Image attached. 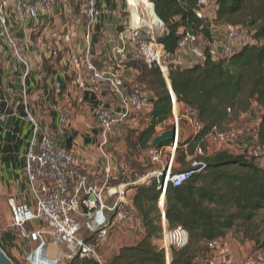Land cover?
Listing matches in <instances>:
<instances>
[{"label":"built area","instance_id":"obj_1","mask_svg":"<svg viewBox=\"0 0 264 264\" xmlns=\"http://www.w3.org/2000/svg\"><path fill=\"white\" fill-rule=\"evenodd\" d=\"M105 0H74L80 14L84 17L85 49L71 59L77 87L83 91L99 95L106 91L114 96L119 103L120 111L100 109L95 114L94 124L99 131L98 152L104 159V168L99 175L87 174L81 159L70 153L63 145L55 141L56 137L66 136L68 110L66 107L54 106L58 112V130L42 131L26 110V119L33 124L31 137L24 156L23 175L26 193L30 203H18L14 197L5 201L10 216V227L17 238L25 243L23 260L25 264H64L73 257L92 259L100 264L99 250L105 245L112 230L122 226L131 227V236L142 237L141 220L136 215L129 193L138 185H144L150 180L156 183L158 197L157 224L161 228L157 247L164 252L165 264H171L172 251L179 250L187 243V234L181 227L171 228L165 214L166 190L181 187L193 175L201 172L206 164L202 158L207 153L208 145H213L218 151L232 150L243 138L244 129L214 130L207 137L206 149L197 145L192 157L187 159L188 168L183 171L173 170L181 129L178 128L179 117L190 125L191 134L198 132L202 125L197 121L196 111L189 107H179L170 85H168V68L163 48L158 39L166 34L164 23L154 12L150 0H122L125 5V22L116 31L114 38L109 39L111 48L100 64H94L91 59V28L98 24L103 15L110 13ZM59 0H15L14 12L24 20H34L37 17L52 13L59 7ZM209 7V0H198L196 16L204 18V11ZM214 11V3L212 4ZM147 11H152L156 23L148 26ZM0 32L14 49L15 56L23 64V79L29 72V64L16 52L15 45L8 34L5 17L0 8ZM227 40L230 45L220 55L214 43L209 45L212 57L230 55L238 47L250 41L246 30L240 27L227 26ZM63 41L68 43L70 37L64 34ZM206 42L198 35L185 34L179 42V52L187 49L192 56L191 64L203 59V49ZM56 55V52L54 53ZM159 54L166 67L163 72L156 55ZM130 60L145 63L148 67H157L165 80L172 110L174 123L171 120L168 127L175 129L173 141L147 150L150 165L157 167L135 182L112 184L109 173L110 161L106 153L110 133L119 127L129 125L130 121L139 115L150 112L153 98L144 86L131 82L125 84V76ZM59 89V85H57ZM22 95L25 98L24 84ZM171 118V119H172ZM248 139L249 156L257 161L263 156L264 148L260 146L256 123ZM156 131L162 133L163 126ZM190 134V135H191ZM206 152V153H205ZM208 154V153H207ZM264 163V162H263ZM245 264H256V257H251Z\"/></svg>","mask_w":264,"mask_h":264},{"label":"trees","instance_id":"obj_2","mask_svg":"<svg viewBox=\"0 0 264 264\" xmlns=\"http://www.w3.org/2000/svg\"><path fill=\"white\" fill-rule=\"evenodd\" d=\"M150 1L167 31L157 42L166 57L171 90L179 107L195 110L197 121L202 125L198 132L178 143L175 165L182 171L187 169V159L193 156L197 145L206 149L207 137L214 130L221 131L235 123L253 106L261 111L257 135L264 148V0H215L211 23L196 16L198 0ZM211 24L247 29L252 33L251 39L232 54L215 59L209 52V45L213 43ZM187 33L200 36L207 45L201 61L179 67L171 59L179 53V42ZM130 68L135 71L133 81L144 86L153 104L141 123L142 128H131L124 140L131 152H147L159 134L158 126H163L164 131L170 130L167 125L172 118L169 93L157 67L130 60ZM36 123L45 131L41 123ZM58 138V144L69 151L74 135ZM202 160L206 166L201 172L181 187L169 186L166 190L168 224L171 228L181 227L187 234V243L172 251L171 264H199L208 257L210 246L233 230L243 240L254 243L264 234V163L258 165L245 153L235 155L227 150L206 153ZM132 192L130 198L141 220L142 237L118 246L104 261V253L99 252L100 264H165L164 252L156 245L159 238L156 183L151 180L133 188ZM120 228L114 229L113 235H118ZM0 248L16 264L1 245ZM64 264L99 263L73 257Z\"/></svg>","mask_w":264,"mask_h":264},{"label":"crops","instance_id":"obj_3","mask_svg":"<svg viewBox=\"0 0 264 264\" xmlns=\"http://www.w3.org/2000/svg\"><path fill=\"white\" fill-rule=\"evenodd\" d=\"M14 1L0 0V8L8 31L23 52L22 59L29 64V72L23 79L24 70L15 65L8 41L0 32V108L4 110V116H0V202L5 208V201L10 196L18 203H26L23 166L32 128L26 119L25 105L27 112L33 113L36 122L44 124L45 131L52 132H56L59 127L58 112L52 108H67L68 123L65 133L74 135L70 151L81 158L87 174L92 176L102 171L97 158L99 131L95 127L94 116L100 109L120 111L118 100L106 91L95 95L77 87L71 59L85 49L86 21L74 0H59V7L52 13L24 21L14 12ZM104 2L110 13L103 15L98 24L91 28V59L96 65L107 56L111 48L108 40L114 38L116 31L126 20L122 0ZM64 34L70 37L68 43L62 39ZM182 54L179 52L173 56L172 63L179 67L191 66L192 60H187ZM134 78L135 71L130 68L125 76V84L134 82ZM5 113L8 117H5ZM136 118L138 117L130 121L127 128H142L140 121L144 119ZM191 133V130L182 129L180 140ZM115 134H111V140L113 136L117 138ZM57 140L58 137L55 138L56 142ZM243 150L245 142L243 144L242 140L230 153L241 155L244 154ZM118 233L120 234V229ZM118 238L119 236L114 239ZM131 243L129 241L127 244ZM0 245L16 264H24L22 249L25 248V243L17 238L10 225L0 231Z\"/></svg>","mask_w":264,"mask_h":264},{"label":"rangeland","instance_id":"obj_4","mask_svg":"<svg viewBox=\"0 0 264 264\" xmlns=\"http://www.w3.org/2000/svg\"><path fill=\"white\" fill-rule=\"evenodd\" d=\"M213 3H212V0H209V7L204 11V19L209 23H211L212 20L214 19V9L212 7ZM125 15L126 13H124V16ZM226 29L227 27L222 24H218V25L211 24L210 25V33L213 38V43H214V46L216 47V51L219 55L224 52V50L226 49L228 45H230V42L226 38L227 37ZM242 30H246L248 38L251 39L252 33H250L247 29H244V28H242ZM8 34H9V37L12 38V35L9 31H8ZM11 40L15 45L16 52L22 58L23 57L22 50L17 46L13 38ZM10 51L12 52L14 60L16 62L15 65L17 67L21 66L23 69L24 68L23 64L14 55L15 54L14 49L11 46H10ZM182 53H183L182 55H184V57H186L187 60H191L192 56L190 55L187 49L183 50ZM167 59H170V57ZM1 109L2 108H0V116L2 117L4 116L3 114L4 110H1ZM29 114L36 121L33 113L29 112ZM260 115H261V111L257 107L253 106L252 110L249 111L248 113L241 115L238 121L230 125H227L223 129V130H228V129L230 130L231 129H239V130L244 129L245 130L241 141L243 140V144L245 142V150H243V153L248 154V156L250 154V144H249L248 139L251 133L255 131V128H256L255 125L257 121L259 120ZM6 116L8 117L7 113H5V117ZM142 118L143 116L139 115L138 118L136 119L139 120ZM140 122L142 123V120ZM173 123H174V119L172 118L171 126H173L172 125ZM41 125L44 126V124H41ZM178 128H180L181 130L182 129H185L188 131L191 130L190 125L187 123V121L182 119L181 117H179ZM129 130H131V127L127 128V126H122L117 129H114L110 133L109 144L106 146V149H107L106 153L109 157L110 169H111L109 173V178L114 183H125V182H132V181L135 182V181H138L141 177H143L147 173L152 172L153 170L157 169V167H154L153 165L149 164L146 151H140V152L132 151L131 152L128 149L123 136H125ZM114 132L116 133L115 135L117 136V138L113 136V139L111 140L110 138L111 134ZM98 143H99V135H98V142L96 144V151H97V158L99 159L98 161L99 165L101 169H103L104 159L102 158L101 154L98 152ZM217 151L218 150L216 149L215 146L208 145L207 153L209 155L214 154ZM70 153L72 152L70 151ZM75 156L81 159L79 156L77 155ZM262 159H263V156L258 157L257 161L255 162L258 165H262L264 162ZM173 170L177 172L182 171L176 165H174ZM96 175H99V174H94V177ZM98 177L101 178L102 177L101 174ZM23 183L25 184V179ZM138 186H141V185H138ZM132 193L133 192H130L129 195H131ZM24 195H25V200H26L25 202L30 203V198L28 194L24 193ZM10 223L11 221H10V216L7 211V208H5V205H3L2 202H0V231L3 228L7 227V225H10ZM114 231L115 230H112L110 232L107 242L105 243V245H103V247L99 251L101 253H104L103 255H105L103 257V261L105 260V257L110 256L118 246L125 245L129 243V241L131 243L137 240L135 237H132L130 235L131 227L129 225L122 226L120 228V234L118 235L117 234L113 235ZM235 231L236 230L228 232L223 239L218 240L215 243H213L210 246L211 252L209 253L208 257L206 259H201L199 261V264H245L246 260L254 256L256 257V264H263L264 262V234L261 236V238H259L257 243H254L248 240H243L242 236L239 233H236ZM160 233H161V228H159V236H160ZM117 236H119V238L114 239ZM230 249H232V252H230ZM22 250L25 251L26 249L23 248ZM23 263H24V260H23Z\"/></svg>","mask_w":264,"mask_h":264},{"label":"water","instance_id":"obj_5","mask_svg":"<svg viewBox=\"0 0 264 264\" xmlns=\"http://www.w3.org/2000/svg\"><path fill=\"white\" fill-rule=\"evenodd\" d=\"M168 85L169 82H168ZM175 137V129H171L165 132H162L161 134L157 135L151 142V146L153 148H158L161 145H164L168 142L173 141ZM0 264H14L7 256L6 254L2 251L0 248Z\"/></svg>","mask_w":264,"mask_h":264},{"label":"bare ground","instance_id":"obj_6","mask_svg":"<svg viewBox=\"0 0 264 264\" xmlns=\"http://www.w3.org/2000/svg\"><path fill=\"white\" fill-rule=\"evenodd\" d=\"M143 2H146V0H143ZM146 3H148V2H146ZM147 15H148V23H147L148 26L156 23V19L154 18L151 11H147ZM156 60L159 62L163 72L166 73V67H165V62H164L163 58L159 54H157Z\"/></svg>","mask_w":264,"mask_h":264}]
</instances>
